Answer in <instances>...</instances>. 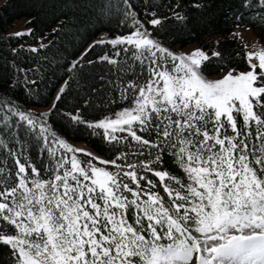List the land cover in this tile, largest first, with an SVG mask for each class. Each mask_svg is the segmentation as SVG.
<instances>
[{
	"label": "snow or ice",
	"instance_id": "6c2138e0",
	"mask_svg": "<svg viewBox=\"0 0 264 264\" xmlns=\"http://www.w3.org/2000/svg\"><path fill=\"white\" fill-rule=\"evenodd\" d=\"M215 7L52 0L48 37L0 52V264H264V48L170 43Z\"/></svg>",
	"mask_w": 264,
	"mask_h": 264
},
{
	"label": "trees",
	"instance_id": "16d2710c",
	"mask_svg": "<svg viewBox=\"0 0 264 264\" xmlns=\"http://www.w3.org/2000/svg\"><path fill=\"white\" fill-rule=\"evenodd\" d=\"M3 3V0H0ZM9 7H0V52L8 51L10 48L18 47L16 35H11L9 30L13 26L15 20L25 18L26 25L29 30H33L34 36H29L27 33L19 38L20 44L36 46L38 38L43 35L48 37L49 29L53 25L54 11L52 9V0H8ZM216 4L209 23L198 25L195 30L178 34L174 41H170L171 46L175 49H181L189 43H196L198 46L206 45L205 50L209 53L219 51L221 53L224 66L228 64H237L241 62L244 52L242 43L236 36H231V30L236 27L233 24L235 15V5L238 0H214ZM32 21L31 23L29 21ZM249 27L256 31L260 36L264 35V22H258V18L251 16L244 21ZM12 37L13 39H9ZM219 41V42H218ZM47 42V39L44 41ZM71 51V49H69ZM25 53L19 57L21 63H32L31 60L25 61ZM213 59H218L213 57ZM216 65H213L215 69ZM62 75V72L57 75H49L45 82L41 84V93L44 99L48 98L50 92H53L54 86L57 83V77ZM19 99L25 100L20 95ZM38 98L32 97L26 100L27 104H32ZM43 102V101H41ZM72 142H85L94 151H97L99 146L96 143V138L89 137L86 134L75 136ZM82 155V153H78ZM162 195H165L161 189Z\"/></svg>",
	"mask_w": 264,
	"mask_h": 264
},
{
	"label": "rangeland",
	"instance_id": "374dc122",
	"mask_svg": "<svg viewBox=\"0 0 264 264\" xmlns=\"http://www.w3.org/2000/svg\"><path fill=\"white\" fill-rule=\"evenodd\" d=\"M25 18H20L14 21L13 26L9 30V33L11 35H16L17 32H22L24 34L28 33L29 27L26 25ZM248 28H237L233 27L231 30V36H236L239 41L242 43L244 47L245 54L249 51L253 50H259L261 48H264V35L260 36L256 31L249 30ZM232 33H237L238 35H232ZM198 45L196 43H189L186 46H184L181 49H189L197 47ZM73 146L85 150V151H93L95 152L88 144L85 142H72ZM82 153V152H81Z\"/></svg>",
	"mask_w": 264,
	"mask_h": 264
}]
</instances>
